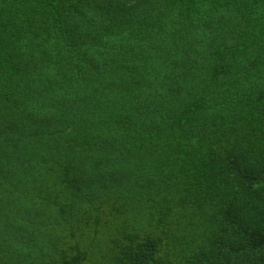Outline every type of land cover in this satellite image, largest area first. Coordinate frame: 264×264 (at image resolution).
I'll return each mask as SVG.
<instances>
[{
    "label": "trees",
    "instance_id": "trees-1",
    "mask_svg": "<svg viewBox=\"0 0 264 264\" xmlns=\"http://www.w3.org/2000/svg\"><path fill=\"white\" fill-rule=\"evenodd\" d=\"M0 264H264V0H0Z\"/></svg>",
    "mask_w": 264,
    "mask_h": 264
}]
</instances>
